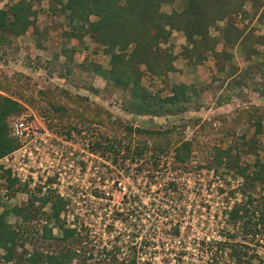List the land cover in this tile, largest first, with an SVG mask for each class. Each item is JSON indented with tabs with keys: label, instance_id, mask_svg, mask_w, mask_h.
<instances>
[{
	"label": "rangeland",
	"instance_id": "1",
	"mask_svg": "<svg viewBox=\"0 0 264 264\" xmlns=\"http://www.w3.org/2000/svg\"><path fill=\"white\" fill-rule=\"evenodd\" d=\"M14 1L18 0H3L1 6L6 7ZM243 5V8H248L243 19L232 17L237 24L241 23L245 33L244 44L239 45L242 58L229 50L227 59L222 53L223 56L216 59L209 56L195 62L196 51L187 52L191 45L186 43L181 31H177L181 36H176L175 46L158 44L159 50L171 56L173 66L180 68L181 72H167L152 85L145 76L141 77L142 87L149 93L156 90L160 96L170 95V88L179 83L192 86L195 91L187 93L184 113H165L171 117H165V114L146 117L134 116L123 110L124 98L130 99L129 92L112 87L104 78L95 76L90 66L77 65L82 60L79 58L82 53H76L85 50L83 56L88 54L98 66L108 68L103 47L87 35V46H73L75 42L69 41L72 37L66 34L70 26L65 15H54L49 1L40 5L33 1L32 6L37 11L35 23L18 39L20 45H24L21 47L23 53L18 57L17 49L8 62L0 61V91L3 92L0 94L21 100V113L31 111L34 114L35 118L32 115L29 118L31 125L36 127L39 121L48 133L58 138L54 141L56 155L50 164L48 154L46 160L39 159L41 166L34 159L29 164L32 167L25 169L36 172L38 188L46 187V192L39 191V196L47 193L56 196L57 188L52 186L57 184L60 187L63 196L59 198H62L63 207L58 220L76 232L63 245L75 248L83 256V260L74 256L70 264H77L79 259L83 264H120L119 251H126V261L136 264H149L147 260H154L156 264H246L247 260L248 264H264V230L257 224L255 229L261 231L254 232L250 227L243 234L239 227L241 224L237 220L234 224L229 216V210L236 203L258 211L261 205H255V202L248 205L247 199L259 200L261 195L264 196L258 182L252 189L247 188L243 176L236 171V165L252 168L253 162L264 161V127L255 134L252 119H247L246 114L251 106L264 112V93L243 87L240 95H232L222 101L228 94L225 84L236 75L238 68L245 67L243 71L252 69V76L258 83L263 82L261 76L254 74L259 63H254L250 57L253 54L248 49L261 31L264 34L262 25L252 23L251 19L258 8L264 12V0L258 4L255 0H245ZM215 30V27L211 28L209 34L213 35ZM37 43L45 49L36 47ZM6 48L0 45V52ZM62 48L66 49L67 58L60 52ZM51 50L57 52L53 72L44 67L45 58H51ZM231 58L233 65L229 62ZM16 63L23 67L14 66ZM60 64L67 66L70 72L65 74ZM220 66L224 67V72ZM48 69L51 73L47 72ZM59 73L70 80L58 77ZM219 99L222 103L218 102ZM177 121L180 123H173ZM137 129L155 134L139 133ZM59 139L66 143L61 144ZM186 141L190 143L189 150L181 152V145ZM218 149H228L229 158L236 165L230 159L226 164V156L220 165H215L213 155ZM11 154L14 156L16 153ZM178 154L184 156V161L177 158ZM8 164L12 165L0 158L2 170ZM45 172L52 176L48 177ZM126 175L132 179L126 180ZM112 179H116L115 184H131L135 201L145 202L146 212H151L146 230L138 228L131 231V236L138 239L134 247L129 240H113L111 236L115 235L112 232L107 235L102 230L104 220L108 223L114 217L115 211L110 212L115 210L119 199L115 184L110 183ZM144 180L149 187L146 184V189L141 192ZM186 180L192 186L197 183V190L182 185L181 182ZM170 181L177 182L176 191H173L175 186L170 185ZM27 184L24 191L16 189V186L6 189L4 180L0 179V210L24 205L28 193L35 191V188L29 190ZM33 200L36 202V198ZM35 202L33 206L39 207L40 202ZM163 206L176 213L178 224L174 226L168 220L154 218L153 213ZM187 208L188 213L185 212ZM49 209V204H44L36 218L29 221L23 218L15 221L12 215L7 218L11 225L16 222L23 227L20 231L23 238L14 251L19 264H26L22 258L32 251L52 254L63 246L55 239L61 237L58 228L51 229L53 239L40 237V226L46 224L49 227L55 223L48 217ZM250 219L252 226L255 220ZM110 227L108 225L106 232L112 230ZM71 238L76 240L72 244L69 242ZM114 242L116 245L107 249ZM2 253L0 250V256Z\"/></svg>",
	"mask_w": 264,
	"mask_h": 264
},
{
	"label": "trees",
	"instance_id": "2",
	"mask_svg": "<svg viewBox=\"0 0 264 264\" xmlns=\"http://www.w3.org/2000/svg\"><path fill=\"white\" fill-rule=\"evenodd\" d=\"M33 1L18 0L6 7L0 6V45L7 47L0 52V61L3 63L8 62L16 54L18 47L15 39L24 34L35 23L37 11L32 6ZM44 1H49L50 11L54 15L62 14L68 19L70 31L66 33L67 35L72 38L87 35L93 42L103 47V53L107 55L108 68L104 69L98 66L97 61L93 58L91 60L87 56L88 54H85L77 65L90 66L93 73L104 78L112 87L119 88L125 93L129 92L130 99L124 98L123 110L134 116L153 117L170 112L182 114L184 113L182 111H185L186 103H188L187 93L191 90L195 91L194 87L179 83L170 88V95L160 96L156 93L158 91L154 90V93H149L140 84L141 77L145 76V80L152 85L155 84L158 77L172 70L171 56L160 51L157 47L159 43L168 40L172 31L182 32L186 43L191 45L187 52L196 51L195 62H200L209 56L216 59L222 53L227 59L230 54H227L226 51L230 46L237 43L241 46L244 44L245 33L243 34V30L229 19V15L238 12L245 0H184L181 10H171L168 14L161 12L160 7L168 3L169 0H35L38 5ZM224 19V26L220 28L219 32L216 25ZM259 20L264 25V12L260 14ZM214 27L220 36L209 34V30ZM263 42L264 36H256L254 43L262 44ZM219 43H221V50L215 51L214 48ZM36 46L42 50L45 49L39 43ZM248 51L253 55L259 53L254 46L249 47ZM60 52L66 56V49L62 48ZM56 55L57 52L51 50V58L44 61V67L49 68L51 72L54 71ZM262 55L264 58V51ZM60 65L65 69V74L70 72L67 66ZM49 69L48 72L51 73ZM232 72H227V76ZM255 73L261 76L263 84L258 83L259 81L252 76V69L242 70L240 74L234 75L228 84H225L228 94L222 101L228 100L232 95H240V89L243 87H250L253 91L263 94L264 64L259 63L254 70ZM65 74L59 73L58 77L69 81L70 79ZM222 101L218 100L221 103ZM22 109L20 103L0 94V158L18 146L16 140L10 135L7 119L10 116L18 115ZM246 114L247 119H252L253 132L259 133L264 127V112L251 106ZM171 116L165 114V117ZM137 132H143L150 136L155 134L140 129H137ZM107 144L111 146L110 143ZM189 144L188 141L183 142L180 151L187 152L190 147ZM178 155L177 158L184 161V156ZM223 157L226 158V164H229V159L232 161L229 158L228 149H218L213 155L214 164L220 165L223 162H220L224 159ZM232 162L236 165L234 161ZM236 171L243 176L247 188L252 189L255 182H258L263 190L261 193L264 195V161L253 162L252 168L236 165ZM0 179L4 180V186L7 189L14 185L16 189L26 190V184L16 185V179L10 176L8 169L2 170L0 168ZM39 191L38 188L34 192L30 191L24 205L13 206L10 210L0 211V248L3 250L0 256V264L9 262L19 264V260L15 259L14 251L17 243L23 238L20 232L23 227L16 222L11 225L7 220L9 214L20 219L23 218L25 221L33 220L38 215L37 212L41 210V206L47 203L50 208L48 217L53 219L55 223L49 227L46 224L40 226V237L43 240L53 239L52 227L58 228L61 232V237L55 239L62 245L66 243V239L75 235L76 232L73 229L66 228L58 220L59 211L63 207L62 198L57 195L49 196L48 193L39 196ZM32 198H36V202H40L39 207L33 206L35 200L32 201ZM259 198V200L257 198L252 199V197L247 199L248 205H254L253 202H255V205L259 203L262 206L259 207L258 211L237 203L229 210L232 222L235 224L237 220L238 224H241L239 227L243 234L247 233L251 229L250 227H253L254 232L261 231L255 229L257 224L260 225V229L264 230V196L261 195ZM41 214L44 213L41 212ZM251 217L255 220L252 226L249 224ZM75 241L74 238L69 240L71 244ZM78 253L75 248L72 249L68 245H63L56 253L47 254V252L32 251L27 257L23 256L22 259L26 264H70L74 256L83 260V256ZM80 259L77 264H83ZM248 263L247 260L246 264ZM126 264L136 263L128 261Z\"/></svg>",
	"mask_w": 264,
	"mask_h": 264
},
{
	"label": "built area",
	"instance_id": "3",
	"mask_svg": "<svg viewBox=\"0 0 264 264\" xmlns=\"http://www.w3.org/2000/svg\"><path fill=\"white\" fill-rule=\"evenodd\" d=\"M22 104V103H21ZM31 115L34 117V114L30 111L19 113L16 116H10L8 117V127L10 129V135L16 140L18 146L9 154L3 156L4 162L10 163L12 165L3 166V169H8L10 171L11 177H14L16 179L17 185L22 186L23 184H27L28 187H30L29 190L38 188L36 182V172H30L28 169H25L27 167H32L29 165L32 161H37V165L41 166L40 160L47 159V156L49 154V164L51 160H53V157L56 155L54 141L58 140L57 137L52 135L50 132L46 130L44 125L38 121V126L33 127L31 125V121L29 118ZM35 118V117H34ZM173 123H180V121L173 122ZM42 130V132H41ZM61 144H65L66 142L62 139H59ZM11 153H16L14 156ZM59 156V155H58ZM41 158V159H40ZM40 159V160H39ZM14 163H16V166H14ZM43 170H41L42 172ZM123 171V170H122ZM121 171V172H122ZM149 172H154L153 170L148 169ZM144 173L140 174L143 175ZM45 175H49L48 177H51L52 174H48V172H45ZM41 176V174H40ZM127 176V177H126ZM125 179L130 180L128 175H126ZM29 179H31V183H29ZM132 179V178H131ZM59 181V178L56 179ZM116 179H112L110 181L111 185L115 184ZM38 182V181H37ZM170 185L175 186L173 191H176L177 188V182L170 181ZM182 185H184L186 188L192 187L193 189L197 190V183L196 185L192 186L189 184L188 180L182 181ZM149 187V184L144 180L141 182L140 191L142 192L144 189ZM52 187L57 188V196L62 197V193L59 191L60 187L59 185L55 184ZM27 188V187H26ZM114 188L119 193V199L116 202V206L114 207L115 210H111L110 214L114 213V217L110 218L111 222H104L102 223V230L103 233H106L109 235L111 232L115 236H111L117 239L119 242H125L126 240H129L131 243V246L134 247L137 238H134V236H131V231L133 229L141 228L142 230H146L148 226V217H150L151 212L147 211V205L144 202H140V200L135 201V192L132 190V185L130 186H124L120 182H116L114 185ZM41 193L46 192V187H40L38 188ZM98 199V198H95ZM153 212V211H152ZM185 212H189V208L185 210ZM176 213H171L170 210H167L166 208L159 207L157 209V212L153 213L154 218H158L161 220H168L172 225H176L179 222H177L178 218H176ZM178 217V214H177ZM99 219L101 216L98 217ZM177 222V223H176ZM99 223V221H98ZM107 223V224H106ZM108 225H111L112 230H107ZM171 226V225H170ZM71 227V226H69ZM111 240V241H113ZM133 240V242H132ZM116 242L112 243L107 249H110L111 246H115ZM126 251H119V258L122 262L120 264H126L128 261H126ZM141 259V258H140ZM149 261V264H156L154 260H147ZM8 264V263H7Z\"/></svg>",
	"mask_w": 264,
	"mask_h": 264
},
{
	"label": "crops",
	"instance_id": "4",
	"mask_svg": "<svg viewBox=\"0 0 264 264\" xmlns=\"http://www.w3.org/2000/svg\"><path fill=\"white\" fill-rule=\"evenodd\" d=\"M2 1L3 0H1L0 1V6H1V3H2ZM255 1H257V4H258V2L260 1V0H255ZM15 2V1H14ZM13 3V2H12ZM183 5H184V0H169V2L168 3H165V4H163V6H161V8H163V9H160L162 12H164V13H166V14H168L171 10H175V11H179V10H181L182 9V7H183ZM2 7V6H1ZM244 7V5H242V7H241V9L238 11V12H236V13H232L231 15H229V19L231 20H233V16H237V19L239 18H241V19H243L242 17H244L245 16V14H246V11H248V8H243ZM261 11L262 10H260V8H258V11L256 12V15H253V17L254 18H251L252 19V23L253 22H257L258 24H259V26H260V24L262 25V26H260L261 27V29H263V31H264V25H263V23L262 22H260V20H259V16H260V13H261ZM254 19V20H253ZM262 19V18H261ZM234 21V20H233ZM224 22H225V19L223 20V21H219L218 23H217V27H218V31L220 32V28L222 27V26H224ZM235 22V21H234ZM241 22H243L244 23V25L246 24L245 23V21L244 20H242ZM235 25L237 24V22H235L234 23ZM238 25V27L239 28H241V29H243L242 27H241V23L240 24H237ZM27 32V31H26ZM25 32V33H26ZM219 32L217 33V30H215L214 31V34L212 35V36H216V35H218V36H220V34H219ZM24 33V34H25ZM263 32L261 31L257 36H264V34H262ZM24 34H22V35H20V36H18L16 39H17V44H18V54H17V56L19 55V56H21V54L23 53V51L21 50V47H24V45H20V43H19V41H18V39L19 38H21V36H23ZM243 34H244V31H243ZM176 36H181L180 35V33L179 32H177V31H172L171 32V34H170V36H169V38H168V40L166 41V42H163V43H161L163 46H165V47H168L169 45L170 46H175L176 45V43H175V41L177 40V37ZM76 39V40H75ZM86 36L85 35H83L82 37H78V38H71V39H69V41L71 40H73L74 42H75V44H73V46H78V45H82V46H87L88 45V43H87V41H86ZM221 39V38H220ZM219 39V40H220ZM88 40V39H87ZM68 41V42H69ZM72 41V42H73ZM77 42V43H76ZM252 46H254V48H257L258 49V51H259V53L258 54H255V55H252V56H250V57H252V60H254V63H260V64H264V58H263V51H264V42L261 44V43H254V41H253V43H252ZM37 47V46H36ZM240 46H239V44L237 43V44H235V45H232V46H230L228 49H227V51H229V50H232L235 54H237L239 57L241 56V58H242V52L240 51V48H239ZM82 49H84V48H82ZM86 49V48H85ZM166 49V51H168V49L167 48H165ZM36 50H40L39 48H36ZM214 50L215 51H220L221 50V43H219L215 48H214ZM20 51V52H19ZM42 51V50H41ZM226 51V52H227ZM40 52V51H39ZM84 52H85V50H81L80 52H77L76 54L77 55H79V54H81L82 53V55L81 56H79V58L80 59H82L83 58V54H84ZM230 54V53H229ZM18 56V57H19ZM250 57L249 56H245V59L247 60V58L250 60ZM48 58V56L45 58V59H47ZM49 59V58H48ZM240 59V58H239ZM232 65H233V62H232V58H231V60L229 61ZM12 63H15L14 61L12 62ZM170 64H171V66H172V70H170V71H168V72H174V73H176V74H178V72L180 73L181 71L179 70L180 68H176V66L174 67L173 66V64H172V61H170ZM13 65V64H12ZM14 66H19V67H23V66H21V65H19V63H16V64H14ZM245 68V67H244ZM244 68H238V70H237V73H235V74H240L241 73V71L244 69ZM224 70V67L222 66V69H221V72H224L223 71ZM48 72V71H47ZM49 73V72H48ZM220 73V72H219ZM95 76H99L98 74H95ZM101 76H99V78H100ZM0 93H2L3 94V92L2 91H0ZM6 95V94H5ZM7 96V95H6ZM8 97H10L11 99H13V100H15V101H17L18 103L19 102H21V100H19V99H16V98H14V97H12L11 95H8ZM23 104V103H22ZM14 186V185H13ZM5 187V186H4ZM7 189V188H6ZM11 189H13L12 187H11ZM13 206H8V207H3V208H1V210H10L11 208H12ZM0 210V211H1ZM9 216H11V214H9L8 216H7V218L9 217ZM12 217H14L13 215H12ZM10 218V217H9ZM18 217H14V219H15V221H16V219H17ZM0 250L1 251H3L1 248H0ZM29 255V254H28ZM27 255V256H28Z\"/></svg>",
	"mask_w": 264,
	"mask_h": 264
}]
</instances>
